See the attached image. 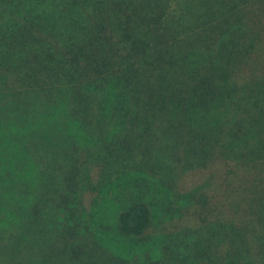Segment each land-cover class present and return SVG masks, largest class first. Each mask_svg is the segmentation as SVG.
<instances>
[{
	"label": "trees",
	"instance_id": "1",
	"mask_svg": "<svg viewBox=\"0 0 264 264\" xmlns=\"http://www.w3.org/2000/svg\"><path fill=\"white\" fill-rule=\"evenodd\" d=\"M88 2L0 0V133L10 137L12 131L26 154L18 169L22 177L33 153L21 139L33 143L34 134L46 131L42 127L52 132L53 119L61 121L60 129L71 124L83 139L84 132L103 137L102 147L114 159L110 128L150 120L148 127L161 122L165 130L190 133L196 122L204 123L199 130L207 142L213 130L227 138L226 123L217 114L242 87L241 80L248 82L245 88L254 87L251 92L264 91V0H188L172 11L162 0ZM174 140L180 143V134ZM66 145L56 193L62 192L68 218L75 219L78 210L71 206L80 204L76 192L84 180V160L74 141ZM184 147L193 150L190 142ZM196 149L203 151L201 141ZM48 160L40 162L37 173L39 197L52 179ZM33 167L27 169L31 176ZM14 173L16 179H6L18 184ZM27 185L22 181L24 192ZM195 203L207 211L199 220L213 234L190 254L170 253L167 262L264 264V215L253 213L263 207L260 198L250 199L254 208L247 214L236 202L231 218L204 195ZM38 209L36 203L25 209L29 220ZM116 225L120 236L142 239L151 209L134 200L118 214Z\"/></svg>",
	"mask_w": 264,
	"mask_h": 264
},
{
	"label": "rangeland",
	"instance_id": "2",
	"mask_svg": "<svg viewBox=\"0 0 264 264\" xmlns=\"http://www.w3.org/2000/svg\"><path fill=\"white\" fill-rule=\"evenodd\" d=\"M186 1L162 0L169 11ZM245 80L217 114L226 123L227 138L213 130L207 142L199 130L204 123L194 122L189 133L165 130L161 122L148 127V120L131 127L122 125L124 129L110 128L114 133L111 151L115 152L111 159L102 147L103 137L84 132L83 139L71 124L60 129L61 121L53 119V133L42 127L46 131L34 134L33 143L19 134L23 144L32 146L33 154L27 158L34 166L31 176L27 170L31 164L23 165L22 177L18 169L26 154L12 131H7L10 137L1 132L0 264H173L166 260L170 253L190 254L192 247H202L213 234L199 220L200 213L208 215L195 203L200 195L230 218L236 202L240 200V210L244 208L247 214L254 208L250 199L260 198L263 207L253 213L263 211L264 215V91L251 92L254 87L245 88ZM178 134L180 143L176 144ZM221 138L228 142L227 148L225 142H216ZM69 140L75 142L76 154L84 160V180L76 192L80 204L71 206L78 210L75 219L68 218L60 200L62 192L56 193L58 176L65 170L62 151ZM199 141L202 152L196 149ZM189 142L193 150L184 147ZM45 157L52 179L39 197L42 178L37 173L43 169L40 162ZM14 171L19 174L18 184L6 179L8 175L14 178ZM22 181L28 184L26 192ZM134 200L151 209V225L142 239L124 238L117 231L118 214ZM34 203L39 209L29 220L25 209L29 212Z\"/></svg>",
	"mask_w": 264,
	"mask_h": 264
}]
</instances>
